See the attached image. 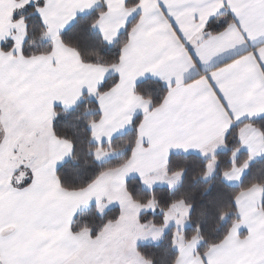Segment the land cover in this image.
I'll list each match as a JSON object with an SVG mask.
<instances>
[{
  "label": "snow or ice",
  "instance_id": "6c2138e0",
  "mask_svg": "<svg viewBox=\"0 0 264 264\" xmlns=\"http://www.w3.org/2000/svg\"><path fill=\"white\" fill-rule=\"evenodd\" d=\"M0 264H264V0H0Z\"/></svg>",
  "mask_w": 264,
  "mask_h": 264
},
{
  "label": "trees",
  "instance_id": "16d2710c",
  "mask_svg": "<svg viewBox=\"0 0 264 264\" xmlns=\"http://www.w3.org/2000/svg\"><path fill=\"white\" fill-rule=\"evenodd\" d=\"M257 167H260V165H258ZM225 211H227V209H225ZM194 219H195V217H194ZM212 227H213V225L211 223H209L208 230L210 231L212 229Z\"/></svg>",
  "mask_w": 264,
  "mask_h": 264
}]
</instances>
